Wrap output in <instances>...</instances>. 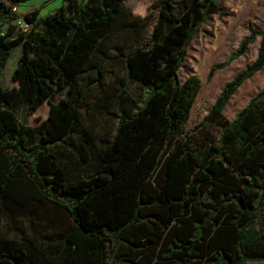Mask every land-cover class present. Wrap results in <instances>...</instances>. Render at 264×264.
Here are the masks:
<instances>
[{"label": "trees", "instance_id": "1", "mask_svg": "<svg viewBox=\"0 0 264 264\" xmlns=\"http://www.w3.org/2000/svg\"><path fill=\"white\" fill-rule=\"evenodd\" d=\"M21 1L0 0V75L19 49L12 84L0 82V264L264 261V87L222 114L264 64V26L209 67L208 78L259 35L193 121L199 78L177 71L214 0H152L142 16L125 0H64L44 17L11 12ZM113 106L114 131L100 135L94 120Z\"/></svg>", "mask_w": 264, "mask_h": 264}, {"label": "rangeland", "instance_id": "2", "mask_svg": "<svg viewBox=\"0 0 264 264\" xmlns=\"http://www.w3.org/2000/svg\"><path fill=\"white\" fill-rule=\"evenodd\" d=\"M78 3L85 0H75ZM218 11L210 13L201 23L198 30L193 34L186 46L185 56L177 71L178 78L182 80L189 74H195L199 78V89L195 96L190 117L197 121L217 96L222 85L233 75L249 64L255 57L260 37L256 35L250 42L244 53L232 59L225 66L216 69L208 78V69L214 63L226 58L228 53L234 50L240 39L252 30H260L264 26V0H214ZM64 0H24L17 2V11L25 12L33 9L38 10V17H44L57 9ZM152 0H125V4L137 15H144L151 5ZM19 49L14 48L11 55L1 70L0 82L2 85H11L9 81ZM107 79V84H113L114 76H120V71L114 73ZM264 87V64L247 77L231 94L222 109V114L227 119L243 107L248 99ZM129 89L136 90V84L131 82ZM101 95L96 88H92L88 97V107H93L95 101ZM48 112V104L44 102L36 111L41 119L45 118ZM115 107L107 110V114L101 119H95V129L100 135L103 132L111 134L116 126L117 118ZM24 107L17 108V116L23 122ZM30 125L35 124L33 116L28 118ZM213 130H215L213 128ZM31 140L35 139L30 136ZM3 224V217L0 216V226ZM247 264H264L260 259H249Z\"/></svg>", "mask_w": 264, "mask_h": 264}, {"label": "built area", "instance_id": "3", "mask_svg": "<svg viewBox=\"0 0 264 264\" xmlns=\"http://www.w3.org/2000/svg\"><path fill=\"white\" fill-rule=\"evenodd\" d=\"M10 9H11V12H13V13H18V12H17V8H16L15 5H12ZM14 23H15L16 26H17L18 28H20L22 31H25V30L28 28V26H29V25H28L25 21H23L21 18L15 20Z\"/></svg>", "mask_w": 264, "mask_h": 264}, {"label": "crops", "instance_id": "4", "mask_svg": "<svg viewBox=\"0 0 264 264\" xmlns=\"http://www.w3.org/2000/svg\"><path fill=\"white\" fill-rule=\"evenodd\" d=\"M16 8H17V7H16ZM17 10H18V9H17ZM17 12H18V11H17ZM25 12H27V11H25ZM25 12H20V13L22 14V13H25ZM18 13H19V12H18Z\"/></svg>", "mask_w": 264, "mask_h": 264}]
</instances>
